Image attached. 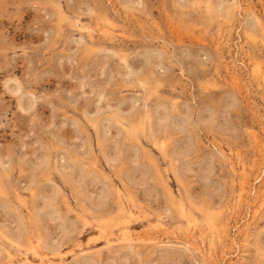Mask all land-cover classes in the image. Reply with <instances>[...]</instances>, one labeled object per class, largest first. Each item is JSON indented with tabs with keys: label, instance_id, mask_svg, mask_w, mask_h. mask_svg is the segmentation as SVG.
Wrapping results in <instances>:
<instances>
[{
	"label": "rangeland",
	"instance_id": "1",
	"mask_svg": "<svg viewBox=\"0 0 264 264\" xmlns=\"http://www.w3.org/2000/svg\"><path fill=\"white\" fill-rule=\"evenodd\" d=\"M0 264H264V0H0Z\"/></svg>",
	"mask_w": 264,
	"mask_h": 264
},
{
	"label": "bare ground",
	"instance_id": "2",
	"mask_svg": "<svg viewBox=\"0 0 264 264\" xmlns=\"http://www.w3.org/2000/svg\"><path fill=\"white\" fill-rule=\"evenodd\" d=\"M152 91V90H151ZM257 150V149H256ZM231 218V217H230ZM152 233V232H151ZM154 233V232H153ZM12 234V233H11ZM17 235V234H16ZM7 236H8V234H7ZM20 236V235H19ZM122 236V235H121ZM243 236V235H242ZM130 241V240H129ZM151 244V243H150ZM47 252V251H46ZM54 254V253H53ZM73 254V253H72ZM63 259V258H62ZM220 263V262H219Z\"/></svg>",
	"mask_w": 264,
	"mask_h": 264
}]
</instances>
